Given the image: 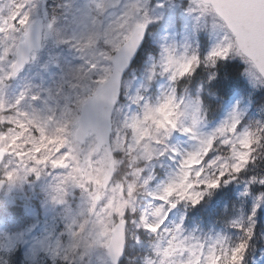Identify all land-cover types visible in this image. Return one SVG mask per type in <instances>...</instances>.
I'll list each match as a JSON object with an SVG mask.
<instances>
[{"label": "snow or ice", "instance_id": "6c2138e0", "mask_svg": "<svg viewBox=\"0 0 264 264\" xmlns=\"http://www.w3.org/2000/svg\"><path fill=\"white\" fill-rule=\"evenodd\" d=\"M0 264H264V0H0Z\"/></svg>", "mask_w": 264, "mask_h": 264}]
</instances>
